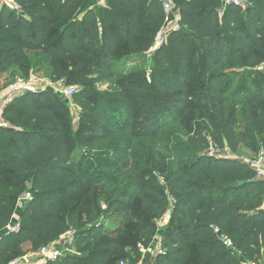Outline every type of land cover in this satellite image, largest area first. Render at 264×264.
<instances>
[{"label": "trees", "instance_id": "trees-1", "mask_svg": "<svg viewBox=\"0 0 264 264\" xmlns=\"http://www.w3.org/2000/svg\"><path fill=\"white\" fill-rule=\"evenodd\" d=\"M247 1L251 6L243 9L223 0H177L182 27L154 54L150 82L145 70L129 73L114 60L151 50L166 25L158 0H104L89 9V0H17L20 11L0 1V76L15 70L29 79L46 69L54 83L84 88L74 96L81 103L77 132L67 98L55 89L28 92L3 108L0 264L39 252L70 230L76 231V254L63 253L48 264H119L124 249L134 247L127 242L130 229L117 237L106 230L98 187L122 171L118 150L110 148L120 127H138L139 120L153 126L165 107L177 114L172 124L181 115L188 121L183 132L194 138L174 151L166 188L139 174L140 211L128 219L142 228L139 238L171 214L180 222L178 230L162 233V254L148 255L146 264H264V182L235 156L240 145L257 153L264 148V94L231 103L227 98L239 78L236 70L264 65V0ZM108 78H115L114 87L95 92ZM209 147L228 149L230 156H211ZM27 192L33 199L23 204L21 230L7 234ZM117 203L110 202L107 213Z\"/></svg>", "mask_w": 264, "mask_h": 264}, {"label": "rangeland", "instance_id": "rangeland-1", "mask_svg": "<svg viewBox=\"0 0 264 264\" xmlns=\"http://www.w3.org/2000/svg\"><path fill=\"white\" fill-rule=\"evenodd\" d=\"M156 46V45H155ZM154 52L135 54L132 55L128 61L124 59L114 60V65L116 68H122L121 65L125 66L128 72H137L145 70L147 73V78L149 82L151 81V72L153 69V56L160 49L158 46L155 47ZM225 70V67L223 68ZM251 72V73H248ZM38 77L48 79L47 70L44 69L42 72L38 73ZM8 77L3 83L1 88V94L3 90H8L10 84L20 78V75L17 71L11 70L7 73ZM233 75L239 76L236 83L232 86L230 92L227 95L228 100L232 101V98H237V100H243L244 98L256 96L259 92L264 94V65L256 68L249 69H239L233 73ZM132 78V77H127ZM137 80V79H134ZM66 85H72L78 87V92L83 91V86L78 84H70L65 81ZM115 85V78L103 79L99 83L98 87L95 88V92L99 94H104L106 91L111 90ZM63 98V97H62ZM165 98H168L167 96ZM233 102V101H232ZM66 103V112L70 114L72 118V127L75 132L79 130V117L78 114L81 111V103L78 100H75L74 97L67 99ZM230 103L225 104L224 114L229 113ZM177 115V114H176ZM174 113L168 110L167 107L159 114V118L156 120L148 121L145 124L144 120H139L138 127L131 126L130 128L126 125L120 127L121 131L115 136V142L111 143V150H118V154L121 156L122 163H120L119 168L122 169L120 173H117L116 181H110L98 187V198L99 204L98 208L104 220L105 228L108 232L114 234L117 237L118 232H122L123 229H130L127 235V242L134 244V247H126L123 251V254L127 256H118V263L121 264H144L149 263L151 259L149 256H145L142 253V250L146 248L148 250V255L153 258V255L157 254L158 245L160 242V236L162 233L169 228H178L180 227V222L175 220L172 221L174 215L168 218V221L164 226L154 225L152 223L151 230L155 228V232L146 231L145 235L142 238H139V232L142 229L141 227L135 226V224L128 223L130 216L137 215L139 210L138 200L135 198L139 189L136 187L139 184L142 185L144 182L142 179L145 178L148 182H154L153 186H160L161 188H166V173L171 170L175 171V159L178 155L175 154V150L180 147V145L185 142L189 144L193 137V133L188 135L184 133L185 127L188 123L181 121V117L178 121L172 124V118L176 116ZM238 129L237 132L241 133L243 128V119H242V109L239 111L238 115ZM145 124L141 126L139 124ZM194 122L193 124H195ZM149 124V126H147ZM154 127V128H153ZM153 128V129H152ZM125 131V132H123ZM140 132V133H138ZM144 132V133H143ZM147 135H144L147 133ZM196 132V131H195ZM142 134L144 137H141ZM198 134H202L199 131ZM203 137L208 136V134L202 135ZM202 136L200 138L202 141ZM206 143H211V140L207 137ZM183 146V145H182ZM80 148H83L82 146ZM192 148L187 145V149ZM210 148V147H209ZM109 151V149H108ZM239 159L246 161L252 160L257 156V152L253 151L243 145L239 146V151L235 154ZM165 169V170H164ZM164 170V171H163ZM126 172L129 176H132L131 179L126 178ZM126 174V175H125ZM142 175V177L139 176ZM149 174V175H148ZM168 193V191H167ZM125 196V197H124ZM118 202L117 208L111 213H107L109 203L113 201ZM121 204V205H120ZM22 206V205H21ZM20 206V207H21ZM23 207V206H22ZM135 211L132 213V210ZM22 208L16 212L14 218L20 217V212ZM136 212V213H135ZM13 218V219H14ZM138 218V222L145 223L146 225L150 224V221L143 218ZM15 221H13L14 223ZM157 231H161L158 233ZM130 246V245H128ZM141 250V251H140ZM153 254V255H152Z\"/></svg>", "mask_w": 264, "mask_h": 264}, {"label": "built area", "instance_id": "built-area-1", "mask_svg": "<svg viewBox=\"0 0 264 264\" xmlns=\"http://www.w3.org/2000/svg\"><path fill=\"white\" fill-rule=\"evenodd\" d=\"M0 1L2 3H5L14 10L17 11L21 10V7L17 3V0H0ZM158 1L162 5L163 12L166 17V25L161 31V33L157 36L154 42V45L160 48L163 45L167 44L169 34L172 31L181 29L182 25H181L180 15H178L177 12V0H158ZM231 4L239 6L243 9H247L251 6V3H249L247 0H225L224 6ZM51 89H55L58 93H60L67 99L73 98L75 94L78 92L77 86H68L66 85L65 81L54 83L51 79H42L36 77L35 75H32L29 79L19 78L15 82H13L10 85L9 89L0 95V107L4 108L6 105L12 103L16 98H19L28 92L38 93L40 91H46ZM209 154L211 156H230L228 149H226L225 151H220L213 147L210 148ZM245 162L255 172L256 180L264 182V148L260 149V151L257 153V156L254 157L252 160H246ZM32 199H33V194L31 192H27L20 199L19 204L20 206L21 205L23 206L24 202L31 201ZM168 218L162 219L160 226H164L165 223L168 221ZM19 221H20V217L18 221L12 223V225L7 229L6 231L7 234L10 232L16 233L21 230ZM217 234L221 237L222 242L227 248L229 249L234 248V243L228 236L221 234V232H219L218 230H217ZM75 243H76V231L70 230L68 233L62 236L58 241L43 247L39 252L29 254L27 256H24L23 258L15 259L9 264H48L50 261H54L60 256H62L63 253L76 254ZM157 248H158L157 254L156 255L152 254L153 257L162 254L163 251L161 247V241L159 242ZM142 253L145 256H148L149 254L146 248L142 250ZM121 264H125V263L122 262ZM242 264H263V263L261 261L260 262L243 261Z\"/></svg>", "mask_w": 264, "mask_h": 264}, {"label": "crops", "instance_id": "crops-1", "mask_svg": "<svg viewBox=\"0 0 264 264\" xmlns=\"http://www.w3.org/2000/svg\"><path fill=\"white\" fill-rule=\"evenodd\" d=\"M224 1V3H225V0H223ZM89 4L87 5V8L86 9H89V8H96V7H98V6H103L104 5V0H89ZM178 6V5H177ZM177 12H178V15H180L179 14V11H178V9H177ZM181 18V17H180ZM155 45L153 44V46H152V48H151V50L150 51H148V52H146L147 54L148 53H150V52H154L155 50H157V49H155ZM7 77H8V75L7 74H3V75H1L0 76V82H3V81H5L6 79H7ZM3 86V83L2 84H0V87H2ZM4 92H6V90H3V93ZM2 112H3V108L2 107H0V124H3V121L1 120L2 119ZM22 207H20V204H19V206H18V210L19 209H21ZM14 221H18L19 220V218L17 219V218H14L13 219ZM28 245L25 247L26 249H28Z\"/></svg>", "mask_w": 264, "mask_h": 264}]
</instances>
